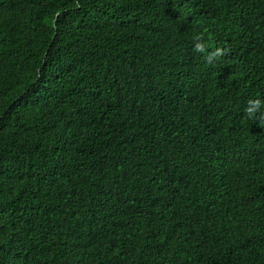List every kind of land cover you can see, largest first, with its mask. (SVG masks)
Listing matches in <instances>:
<instances>
[{
  "label": "trees",
  "instance_id": "16d2710c",
  "mask_svg": "<svg viewBox=\"0 0 264 264\" xmlns=\"http://www.w3.org/2000/svg\"><path fill=\"white\" fill-rule=\"evenodd\" d=\"M255 97L264 0H0V264H264Z\"/></svg>",
  "mask_w": 264,
  "mask_h": 264
},
{
  "label": "clouds",
  "instance_id": "9594fccd",
  "mask_svg": "<svg viewBox=\"0 0 264 264\" xmlns=\"http://www.w3.org/2000/svg\"><path fill=\"white\" fill-rule=\"evenodd\" d=\"M192 41L193 51L201 54L204 62L208 65L213 64L225 51L219 46L212 49L211 39H205L202 32L193 33ZM244 114L251 121L264 123V99L259 97L249 98L244 108Z\"/></svg>",
  "mask_w": 264,
  "mask_h": 264
}]
</instances>
